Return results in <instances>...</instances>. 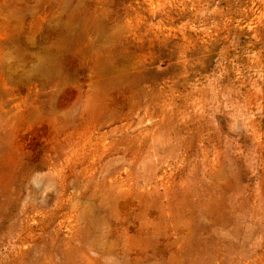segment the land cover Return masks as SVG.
Instances as JSON below:
<instances>
[{
    "label": "rangeland",
    "instance_id": "374dc122",
    "mask_svg": "<svg viewBox=\"0 0 264 264\" xmlns=\"http://www.w3.org/2000/svg\"><path fill=\"white\" fill-rule=\"evenodd\" d=\"M0 264H264V0H0Z\"/></svg>",
    "mask_w": 264,
    "mask_h": 264
},
{
    "label": "bare ground",
    "instance_id": "6f19581e",
    "mask_svg": "<svg viewBox=\"0 0 264 264\" xmlns=\"http://www.w3.org/2000/svg\"><path fill=\"white\" fill-rule=\"evenodd\" d=\"M29 73V72H28ZM30 74V73H29ZM106 75V74H105ZM112 80V79H111ZM42 81V80H41ZM113 82V81H112Z\"/></svg>",
    "mask_w": 264,
    "mask_h": 264
}]
</instances>
